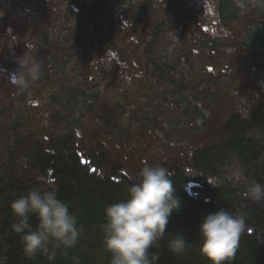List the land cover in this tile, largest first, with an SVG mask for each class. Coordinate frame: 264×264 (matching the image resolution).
Wrapping results in <instances>:
<instances>
[{"label": "trees", "instance_id": "16d2710c", "mask_svg": "<svg viewBox=\"0 0 264 264\" xmlns=\"http://www.w3.org/2000/svg\"><path fill=\"white\" fill-rule=\"evenodd\" d=\"M23 1L27 3V0ZM0 4L2 22L9 28L3 7L8 4L4 0ZM221 6L222 19H226L228 25L236 23L240 26L239 21L247 22L245 18L253 23V26L245 24L247 28L240 40L245 52L253 49L250 44H264V10L251 9L248 14H238L233 0H222ZM159 27L156 29L164 31L167 22ZM5 33L1 38L0 56L4 58L3 68L7 69L10 65L7 60L12 58V53ZM103 39L105 43L109 42L108 38ZM73 40L74 43L69 44L72 48L63 49L60 55L53 54L44 62L40 79L30 85L35 90H42L38 98L42 97L45 102L46 111H41L46 112L42 116L44 121L50 115L61 125L60 134L53 141L38 140V132L47 127L43 122L42 125L38 122L34 130L24 120L19 125L27 109L26 104L30 106L28 88L20 89L21 92L15 95L12 94L15 88L10 83L4 81L0 84V127L15 126L13 136L24 140L23 143L19 140L5 145L2 143L0 149V264H50L39 256L27 259L22 253L19 236L11 229L16 220L10 209L11 201L37 185L54 188L59 198L70 203V209L77 213L82 227L81 237L77 245L69 250L68 257L58 255L51 264H73V256L79 257L80 264H109L110 254L102 246L100 229L103 209L106 204L125 196L126 188L136 182L137 174L145 164L133 168L124 166L123 170L119 167L107 169L115 164L119 156L108 153L102 136L106 131L109 134L115 131L112 121L117 120L115 115H120V107L125 103L142 115V125L146 127L149 122L155 123L162 114L165 118L170 115L169 122L172 121V114L175 113L172 106L177 100L181 105L179 114L175 116L179 122L175 123L182 125V137L179 138L182 150H176L173 158L153 166L161 165L172 173L171 180L181 200L180 210L170 217L165 240L169 233H181L190 246L182 255H173L162 248L159 264H210L199 251L198 226L206 214L219 208L247 214L248 229L241 234L230 264H264V201L256 202L246 195L249 184H264V112L257 111L249 117L227 112L222 119H218L219 104L214 96L219 95L216 84L223 82H216L210 76L201 78L197 75L202 67L199 65L197 69L188 65L182 71L179 51L170 52L161 48V53L154 54L151 52L155 45L153 40L146 44L142 53L144 64L140 68H143V79L135 72L129 79L124 76V87H116L114 96L107 94L109 112L106 113L101 104L96 106L101 99L100 83L90 79L94 70L88 49L97 44L99 46V41L92 45L84 40L81 44L80 35L75 34ZM76 45L81 49H76ZM214 46L217 48L219 44ZM256 53L257 50L253 55ZM103 65L99 73L103 78L101 81L107 78V93L110 83L117 82L122 70ZM76 70L82 74L77 75ZM152 82L161 83L162 92H158L159 87H153ZM261 93L264 97V91ZM130 99L136 102L128 104ZM14 107L18 108V113L13 111ZM95 114L102 118L103 124L95 121V126L84 128L81 121ZM79 131L88 135V144L82 146V150L88 153L85 154L84 165L78 158L76 134ZM1 133L3 140L5 133ZM209 133L213 134L210 140ZM30 135L34 137V143L28 141ZM100 164H105V168ZM89 165L94 167L93 171ZM27 166L31 172L27 171ZM236 166L243 169V177L239 181L228 178L230 169ZM189 183L197 185L189 187ZM32 223L35 224L34 218Z\"/></svg>", "mask_w": 264, "mask_h": 264}, {"label": "clouds", "instance_id": "9594fccd", "mask_svg": "<svg viewBox=\"0 0 264 264\" xmlns=\"http://www.w3.org/2000/svg\"><path fill=\"white\" fill-rule=\"evenodd\" d=\"M233 6L240 14H248L251 9L264 10V0H233ZM5 35L10 49L21 41L11 27ZM23 43L25 50L16 57V69L8 78L17 87L26 89L40 78L43 65L37 57V43L28 40ZM171 175L161 165L145 164L136 182L126 188L125 196L105 205L100 229L102 246L110 254L109 264H159L162 248L173 255H182L190 246L181 233H169L165 240L170 217L181 207ZM242 177V167L230 169L229 179L239 181ZM246 195L256 202L264 201V184H249ZM10 209L16 218L11 229L19 236L22 253L29 260L39 256L51 264L58 255L67 258L81 237L77 213L70 209L69 202L59 198L54 188L31 187L11 201ZM247 229L246 213H233L225 208L210 212L198 226L199 251L210 264H230L240 236ZM71 259L73 264H80L79 257Z\"/></svg>", "mask_w": 264, "mask_h": 264}, {"label": "flooded vegetation", "instance_id": "af4514ba", "mask_svg": "<svg viewBox=\"0 0 264 264\" xmlns=\"http://www.w3.org/2000/svg\"><path fill=\"white\" fill-rule=\"evenodd\" d=\"M188 1V7L190 8H193V1L197 6H200L201 3L206 4V8L202 9L205 12L202 15V21L210 23L211 26L209 29L207 28L208 30L203 29L198 24V16L195 10L189 15L179 12L172 15L171 19L167 18L165 20V14L169 15L173 9L164 7L162 4L171 2V0H27L26 4L23 0H19V5L13 9L10 16L12 24L9 23L6 26L11 27L12 31L20 36L21 41L10 49L12 58L7 60L10 64L7 69L3 68L4 58L2 59V56H0V62H2L0 63V84L2 85L4 81V83L10 82L8 76L16 69V57L25 50L23 40L37 43V57L44 65V62L49 60L51 55H60L63 49L71 47L69 44L70 42L71 44L74 43V34L80 35L79 43L81 44L84 40L88 43L91 42L92 45L99 41V46L97 44L88 49V56L93 58L94 73L90 76V79L94 78L97 84L100 83L101 93L104 91L107 81V78L106 81H101L103 78H101L102 75L99 73L100 67L104 66L103 64L110 66L113 70L116 68L122 70L121 78L127 76L129 79L135 72L143 79L144 72L143 68L140 67L144 64V59L142 58L144 47L151 40H154V44H156L158 41L161 42L163 37H167L169 33L176 31L177 34L178 29L175 30L171 25L175 23V19L178 16H182L188 22V27L182 31H185V40L188 41L190 39L192 42L190 44H196L199 47L198 51L191 56L189 51H185L187 43L183 42L181 48L178 49L180 54L179 61L184 63L187 57L191 56L194 58L193 63L206 67V62L214 57L217 58V54L221 51V48H213L214 44L228 41L227 32L230 25L221 16L222 0ZM154 7L160 12L157 20L149 19L147 16L149 15L148 11L153 10ZM124 15L126 16L124 17ZM2 20L3 14L0 13L1 52L3 44L1 38L4 35V31L8 29L4 26L5 24H3ZM164 21L167 22V28L164 31L156 29L160 28L159 25ZM184 23L183 21L182 24ZM116 28L119 29V32L134 33L137 30L139 32V40L129 43V47L126 50H121L120 45L125 42L119 35L115 34ZM145 32H148V37H144ZM52 36H54V40H52ZM104 37L108 38L109 42L105 43L103 41ZM100 46L101 49L99 51ZM76 49H81V47L76 45ZM152 50L151 52L153 53ZM220 65H223L222 62H220ZM76 71L77 75L82 74L81 71ZM10 84L15 88L12 94L16 95L21 92V88L11 82ZM27 90L28 96L32 97L37 103L40 102L46 111L43 98H38L42 94V90H35L33 87H28ZM6 92L10 93V91ZM107 94L109 96L116 95L115 81L110 83ZM130 101L132 100L130 99ZM17 109V107H14L13 111Z\"/></svg>", "mask_w": 264, "mask_h": 264}, {"label": "rangeland", "instance_id": "374dc122", "mask_svg": "<svg viewBox=\"0 0 264 264\" xmlns=\"http://www.w3.org/2000/svg\"><path fill=\"white\" fill-rule=\"evenodd\" d=\"M4 3L8 4L3 6L5 9L4 17L6 18V23L8 24L10 22L12 24L10 16L12 15L13 9L19 5V0H4ZM188 4V0H171V2L163 3L162 5L164 7L173 9L169 13V15L165 14L164 19L166 20L167 18H170L172 15L176 13L178 14L179 12H184L185 14L189 15L192 14L193 10H195L196 15L198 16V24H200L203 29H209V27L211 26L210 23L202 21V15L205 13L204 11H202V9L206 8V4L201 3L200 6H197L193 1V8L188 7ZM148 14L149 15L147 16L149 19L157 20L160 12L157 11L156 7H154L153 10L148 11ZM245 20L247 21L245 23L243 21H239L240 26L237 24H232V27L227 32V35L229 36L228 41L226 43L219 44V46L217 47L221 48V51L216 56L217 58L214 57L213 59L208 60L206 62V67L204 65H201L203 67L202 70L204 71V73L199 72L197 74L200 75L201 78L203 76H210L213 77L216 82H223L216 84V88H219V95L215 94L214 96L215 100L219 104L218 119H222L227 112L238 113L240 116L246 117L252 116L253 113L257 111L260 113L264 112V97L263 93H261L262 91H264V45L262 46V44H250L253 49L247 52L244 51L243 46H241L240 44L243 30L247 28L246 25L253 26V23H251V21L247 20L246 18ZM183 21L185 22L184 24H182ZM171 26L174 27L175 30L178 29L177 34L176 31L173 33H169L167 37H163L161 42L158 41L155 44L154 49L152 50L154 54L156 52L161 53V48L168 49V51L170 52H175L176 50L181 48L183 42L187 43L185 51H189L191 53V56L192 54H194V52L198 51L199 47L196 44H190L192 43L190 39L188 41L185 40V31H182L186 27H188V22L185 21L182 16L176 17L175 23H173ZM115 34L117 36L119 35L122 38L123 42H125L124 44L120 45L121 50H126L129 47V43L139 40V32H137V30L134 33L119 32V29L116 28ZM148 35V32L144 33V37H148ZM52 40H54V36H52ZM233 45H235V47ZM255 50H257V53L256 55H253ZM193 59L194 58L192 57V60ZM216 62L218 63L216 64ZM220 62H222V64L225 66L221 67ZM197 65L195 64V69H197ZM152 84L153 87H159L158 92H162L163 86H160L161 83L152 82ZM121 86L124 87L122 78L119 77L116 82V87L117 89H120ZM100 97L101 99L96 102V106L99 107V105L101 104L104 112L108 113L109 101L105 89L102 93H100ZM29 102L30 106L26 104L27 109H25L26 111L23 114V119L19 125H21L24 120L34 130V127L38 122L40 125L45 123L47 127L41 133L38 132V140H43L45 142L46 138L48 141H53L54 139H56L60 134L59 131L61 129V125L56 121H47L48 117H51L50 115L44 121V118L42 116H45L46 113H41V111L43 110L41 103H37L33 98H30ZM135 102L136 101H129L128 104ZM158 102L159 101H157V103ZM115 103L116 100L114 101V104ZM176 105L177 107L175 108ZM180 105V101L177 100L174 103V106H172L175 113L172 114L173 119L172 121H170L171 123L169 122V119H171L170 115L165 118L162 114L161 116H159L155 123L149 122L148 125L146 124V127H143L142 115L137 114V110L130 109L126 103L123 104L119 110L120 115H115L117 120L112 121L111 124L115 127V131L111 134L106 131L102 136L103 139L105 138L104 147L106 148L108 153L119 156L115 159V164H112V166H108L107 169L112 170L114 167H119L121 170H123L124 166L133 168L138 167L140 164L154 165L163 160L173 158L172 155H176V150L181 149V142L179 141V138L182 137V135H180L182 125L175 123L179 122L176 120L175 116L179 114ZM15 112H18V109ZM95 121L99 122L100 125L103 124L102 118L97 116V114L88 116L81 121V124L84 128H88L90 125H94L93 122ZM0 124H2L1 118ZM4 129V126L0 127V149H2L3 147L1 146L2 143L5 145L10 141H20L18 137L16 139V137L11 136L12 133L9 131L5 132L2 140L1 132H3ZM80 132L81 131L76 134V138L79 142L77 149L80 153V156H78V158L81 159L82 157L85 161V159H87V156L85 154L88 155V153L87 151L82 150V146L83 144H88V135H84ZM208 136L209 140L213 138L212 133H209ZM32 138L34 137L32 136ZM20 142L23 143L24 140H21ZM29 142L34 143L35 140H30ZM92 145L93 147H96L94 143ZM176 157L179 156L177 155ZM110 158L113 161V157ZM21 160L22 162H24L23 158ZM100 166H102V168H105V164H100ZM93 168L94 167H91V165H89V169L91 171L94 170ZM27 171L31 172L29 166H27ZM195 185L197 184L194 183L193 186Z\"/></svg>", "mask_w": 264, "mask_h": 264}, {"label": "bare ground", "instance_id": "6f19581e", "mask_svg": "<svg viewBox=\"0 0 264 264\" xmlns=\"http://www.w3.org/2000/svg\"><path fill=\"white\" fill-rule=\"evenodd\" d=\"M126 16V15H125ZM243 32H245V30H243ZM262 45H264V44H262ZM188 59V62H187V60L183 63V67L181 68V70L182 71H184L187 67L186 66H188V65H190V67H192V68H194L195 69V63H194V65H193V60H192V57L190 56V57H188L187 58ZM193 65V66H192ZM224 75V74H223ZM161 82V81H160ZM163 90V89H162ZM175 107H177V105L175 106ZM15 113H18V112H15ZM23 118V117H22ZM47 121H51V122H54V120L51 118V117H48V119H47ZM15 126H13V127H10V128H5L4 129V133L6 132V131H9V132H11L12 133V135L11 136H13V133H14V131H13V128H14ZM29 140L28 141H30V140H32V141H34L33 140V138H32V136L30 135L29 136ZM48 140H47V138H46V140H45V142H47Z\"/></svg>", "mask_w": 264, "mask_h": 264}]
</instances>
